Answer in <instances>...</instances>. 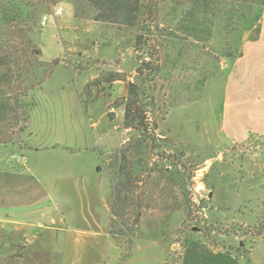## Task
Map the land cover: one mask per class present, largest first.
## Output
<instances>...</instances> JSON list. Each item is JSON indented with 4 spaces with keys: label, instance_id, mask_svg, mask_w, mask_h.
Instances as JSON below:
<instances>
[{
    "label": "rangeland",
    "instance_id": "rangeland-1",
    "mask_svg": "<svg viewBox=\"0 0 264 264\" xmlns=\"http://www.w3.org/2000/svg\"><path fill=\"white\" fill-rule=\"evenodd\" d=\"M93 16L77 19L75 0H0V94L35 81L0 115L32 104L26 132L0 145V264H264L263 142L221 131V70L257 30L228 36L219 21L209 42L181 40L183 13L166 3L139 42L142 25ZM142 61L159 71L140 84ZM115 73L125 81L107 83ZM131 83L153 135L111 226L113 158L137 136L123 125Z\"/></svg>",
    "mask_w": 264,
    "mask_h": 264
},
{
    "label": "trees",
    "instance_id": "trees-1",
    "mask_svg": "<svg viewBox=\"0 0 264 264\" xmlns=\"http://www.w3.org/2000/svg\"><path fill=\"white\" fill-rule=\"evenodd\" d=\"M166 3H171L172 9H178L183 13L180 28L182 36L174 35L175 38H180L181 40L190 38L191 41L196 43L209 42L213 37L215 27L219 21L221 23L223 22L224 32L228 36L237 34L242 29L249 31L255 28L257 34L260 32L259 23L262 12L254 17V11L256 8L264 6V0H75L76 18H86L89 9V11L92 10L94 12L93 20L97 22L119 24L127 27H138L142 25L144 32L139 36V42H142L144 35L146 36V33L150 31L149 27L158 24L157 21L162 12V7ZM17 17H23L22 11L18 12ZM7 18V11H4L2 21L7 22ZM159 37L160 39H166L167 35L161 31ZM240 44L241 49H239V52L234 56H227L229 59L235 60L242 56L243 40H241ZM160 46L163 47L162 44ZM156 53L148 52L147 55L152 59ZM145 70L149 71L148 74H145ZM158 71L159 66L154 62L142 61L137 68V77L141 80L140 84L143 83L144 78L151 77L152 72L156 73ZM49 74L50 69L46 72L40 85H43ZM38 77L39 75L34 74L33 79L35 80ZM122 77L123 74L121 73L112 74L108 78L107 83L125 81ZM34 85L35 81H29L28 87L24 91L23 89H16L14 87L15 85L11 86L10 82L7 83L5 92L0 94V115H10L13 112L11 102L14 100V92H18L23 98H28L29 91L35 88ZM139 86L135 83L129 84V98L127 99L125 107L123 123L126 129L135 130L137 136L116 152L113 158V164L111 165V183L114 196L111 208V226L114 224L116 217H123L130 208V198L126 194L132 190V185L135 181L134 174L137 173L138 169L147 166L144 156L147 151L149 152V148H151L150 134L153 135V132L151 131L150 122L147 117L148 111L146 110V106L137 105L136 102L140 101V97L145 92L141 91ZM18 105L23 110V115L19 119L14 118V120L10 121L6 119L2 120L0 116V145L13 142L15 136L20 137L27 130L32 104L30 106H24L19 103ZM14 108H17V106ZM132 159L133 161H131ZM164 159L168 161L167 156ZM130 162L132 165H130ZM170 163L171 165L177 166L173 161Z\"/></svg>",
    "mask_w": 264,
    "mask_h": 264
},
{
    "label": "crops",
    "instance_id": "crops-1",
    "mask_svg": "<svg viewBox=\"0 0 264 264\" xmlns=\"http://www.w3.org/2000/svg\"><path fill=\"white\" fill-rule=\"evenodd\" d=\"M259 25V35L244 41L242 56L221 70L227 73L221 131L233 143L260 138L264 153V12Z\"/></svg>",
    "mask_w": 264,
    "mask_h": 264
},
{
    "label": "built area",
    "instance_id": "built-area-1",
    "mask_svg": "<svg viewBox=\"0 0 264 264\" xmlns=\"http://www.w3.org/2000/svg\"><path fill=\"white\" fill-rule=\"evenodd\" d=\"M53 12H54L53 15L59 16V15H61L63 13V8L62 7H54L53 8ZM48 21H49V17L48 16H44L43 20L41 22L42 26L45 27L47 25Z\"/></svg>",
    "mask_w": 264,
    "mask_h": 264
},
{
    "label": "water",
    "instance_id": "water-1",
    "mask_svg": "<svg viewBox=\"0 0 264 264\" xmlns=\"http://www.w3.org/2000/svg\"><path fill=\"white\" fill-rule=\"evenodd\" d=\"M56 62H58V60H56Z\"/></svg>",
    "mask_w": 264,
    "mask_h": 264
}]
</instances>
